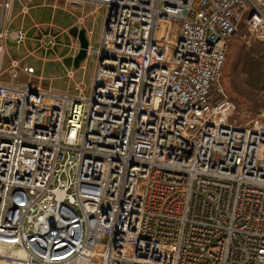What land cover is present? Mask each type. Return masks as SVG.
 <instances>
[{
	"label": "built area",
	"instance_id": "built-area-1",
	"mask_svg": "<svg viewBox=\"0 0 264 264\" xmlns=\"http://www.w3.org/2000/svg\"><path fill=\"white\" fill-rule=\"evenodd\" d=\"M46 3L104 10L63 89L5 63ZM241 28L264 40V0H0V264H264V123L223 85Z\"/></svg>",
	"mask_w": 264,
	"mask_h": 264
},
{
	"label": "rangeland",
	"instance_id": "rangeland-1",
	"mask_svg": "<svg viewBox=\"0 0 264 264\" xmlns=\"http://www.w3.org/2000/svg\"><path fill=\"white\" fill-rule=\"evenodd\" d=\"M92 9V6L87 5L84 7L83 13L87 14ZM16 10L15 6L14 12ZM103 12L104 10L101 8L95 16L88 13L84 19V26L81 25L80 28L92 29L93 38H95ZM75 15H79V13H75ZM50 22L54 25L51 38H44L41 43L33 41L32 38L37 34V30L31 28L33 24L41 25L39 29L44 35L46 24ZM21 25L24 30H27V39L18 47L10 39L7 40L5 63L11 58H22V63L32 66L35 69V75L42 78L41 85L65 88L67 81L62 79V76L69 68H66L60 59L66 57L67 46L71 43L70 37L64 33V30L76 26L74 17L64 10L62 4L46 3L45 6L31 8L24 17L19 15L14 17L8 29L13 31ZM29 52L31 56H27ZM246 59L257 64V73L254 77L247 75L244 71L243 61ZM89 69L90 67L87 69V76L90 73ZM261 74L263 77L264 40L255 39L247 43L244 29L241 28L229 42L223 65V85L236 107L232 119L240 125L249 122L264 123V92L260 89ZM80 76L81 71L77 70L75 80L78 81ZM20 80L26 81V77L21 75Z\"/></svg>",
	"mask_w": 264,
	"mask_h": 264
},
{
	"label": "water",
	"instance_id": "water-1",
	"mask_svg": "<svg viewBox=\"0 0 264 264\" xmlns=\"http://www.w3.org/2000/svg\"><path fill=\"white\" fill-rule=\"evenodd\" d=\"M68 34L78 41L79 50L74 57H65L62 60V64L66 68L72 67L73 69H78L79 64L85 59L86 57V50L88 47V40L86 37V30L85 28H78L77 26H73L68 30ZM260 89L264 92V76L261 80Z\"/></svg>",
	"mask_w": 264,
	"mask_h": 264
},
{
	"label": "trees",
	"instance_id": "trees-1",
	"mask_svg": "<svg viewBox=\"0 0 264 264\" xmlns=\"http://www.w3.org/2000/svg\"><path fill=\"white\" fill-rule=\"evenodd\" d=\"M244 71L247 75L254 77L257 73V64H255L250 59H246L243 61ZM262 77V74L260 75Z\"/></svg>",
	"mask_w": 264,
	"mask_h": 264
},
{
	"label": "crops",
	"instance_id": "crops-1",
	"mask_svg": "<svg viewBox=\"0 0 264 264\" xmlns=\"http://www.w3.org/2000/svg\"><path fill=\"white\" fill-rule=\"evenodd\" d=\"M85 29H86V27H85Z\"/></svg>",
	"mask_w": 264,
	"mask_h": 264
}]
</instances>
